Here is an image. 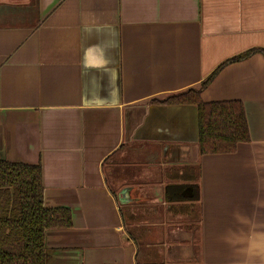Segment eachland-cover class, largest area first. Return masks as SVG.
<instances>
[{
    "label": "crops",
    "instance_id": "0c3cea01",
    "mask_svg": "<svg viewBox=\"0 0 264 264\" xmlns=\"http://www.w3.org/2000/svg\"><path fill=\"white\" fill-rule=\"evenodd\" d=\"M254 48L264 0H0V157L72 212L47 264H264V55L201 93L244 103L234 152L201 154L197 105L158 102Z\"/></svg>",
    "mask_w": 264,
    "mask_h": 264
},
{
    "label": "trees",
    "instance_id": "16d2710c",
    "mask_svg": "<svg viewBox=\"0 0 264 264\" xmlns=\"http://www.w3.org/2000/svg\"><path fill=\"white\" fill-rule=\"evenodd\" d=\"M264 48L243 52L221 64L199 88L158 100L167 104H196L201 154L231 153L250 141L244 103L240 100L204 102L202 91L228 64ZM72 226V212L46 207L40 164L10 162L0 157V264H47L46 232Z\"/></svg>",
    "mask_w": 264,
    "mask_h": 264
},
{
    "label": "water",
    "instance_id": "95a60500",
    "mask_svg": "<svg viewBox=\"0 0 264 264\" xmlns=\"http://www.w3.org/2000/svg\"><path fill=\"white\" fill-rule=\"evenodd\" d=\"M127 191V188H125L123 191H122V194H125ZM121 200L123 201V199L121 198Z\"/></svg>",
    "mask_w": 264,
    "mask_h": 264
}]
</instances>
